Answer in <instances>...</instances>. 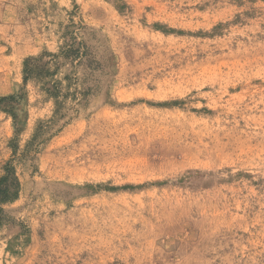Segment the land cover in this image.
Segmentation results:
<instances>
[{
    "label": "rangeland",
    "instance_id": "rangeland-1",
    "mask_svg": "<svg viewBox=\"0 0 264 264\" xmlns=\"http://www.w3.org/2000/svg\"><path fill=\"white\" fill-rule=\"evenodd\" d=\"M5 175L0 264H264V0H0Z\"/></svg>",
    "mask_w": 264,
    "mask_h": 264
},
{
    "label": "trees",
    "instance_id": "trees-1",
    "mask_svg": "<svg viewBox=\"0 0 264 264\" xmlns=\"http://www.w3.org/2000/svg\"><path fill=\"white\" fill-rule=\"evenodd\" d=\"M35 58H29L25 61V77L24 81H26L27 77L31 74L33 71V68H35V63H33ZM7 182V176H2L0 178V200H6L9 197V191L7 187H3V184Z\"/></svg>",
    "mask_w": 264,
    "mask_h": 264
}]
</instances>
